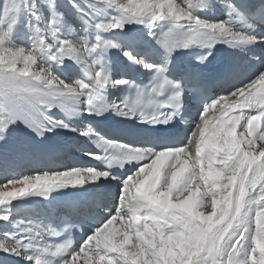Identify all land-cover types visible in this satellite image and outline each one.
<instances>
[{"label":"snow or ice","instance_id":"6c2138e0","mask_svg":"<svg viewBox=\"0 0 264 264\" xmlns=\"http://www.w3.org/2000/svg\"><path fill=\"white\" fill-rule=\"evenodd\" d=\"M67 5L72 17L58 0H0V264H264V54L252 57L259 66L245 80L211 95L210 71L174 62L182 50L199 49L197 65L206 66L218 44L264 47V2ZM213 10L223 18H209ZM131 24L147 30L161 50L158 62L122 46L120 34ZM112 49L140 66L145 81L115 79ZM110 89L123 92L113 98ZM190 97L201 106L189 119ZM107 112L148 125L159 142H125L67 119ZM174 121L187 124L183 136ZM57 130L90 143L78 146L79 162L33 174L12 167L17 149L35 153L33 140ZM105 182L116 183L114 197ZM68 189L84 195L55 226L24 208L31 198L51 202ZM85 228L76 241L74 232Z\"/></svg>","mask_w":264,"mask_h":264},{"label":"bare ground","instance_id":"6f19581e","mask_svg":"<svg viewBox=\"0 0 264 264\" xmlns=\"http://www.w3.org/2000/svg\"><path fill=\"white\" fill-rule=\"evenodd\" d=\"M214 3L218 2V0H213ZM62 7L65 9V11L67 12V14L69 12H72V9L69 6H64L62 5ZM206 15H208L209 18H214V17H219V18H223V14L222 12H220L219 10H213L211 13H206ZM128 33H130L129 37H123L125 35H127ZM120 41L122 46L124 47L127 43L131 44V40H135V45L136 46V50L137 53H142L144 51H142V49H146L149 48L151 52L153 53H157V49L156 48H152L151 44H150V40L148 38H146V36L143 34V32H141L140 27H137V25L135 24H131L128 25L125 29V32L120 34ZM134 42V41H133ZM125 48V47H124ZM115 49H112L109 53V57H112L111 59H118L120 57H122V54H119V50H118V54H115L113 51ZM157 50V51H156ZM142 51V52H141ZM148 53V52H146ZM264 54V50L262 49L260 52V55ZM249 57L252 58V53L248 51V53L246 54ZM153 56H151L149 53L147 54V58L149 59V61H152L150 59H154L152 58ZM124 58V57H123ZM121 59L122 61H124L122 64L125 65L126 64V59ZM155 58L159 59V54L157 53V56H155ZM110 59V60H111ZM71 63V62H68ZM114 72V71H113ZM123 72H124V68H123ZM251 74V73H250ZM246 75V78L250 75ZM115 75V72H114ZM115 78V77H114ZM246 78L241 79V81L245 80ZM239 81V82H241ZM238 82V83H239ZM114 91V93H119L120 89H112ZM56 112H62L61 110L57 109L55 110V115ZM58 117L64 118L65 114L62 112L61 115H57ZM67 119H69L71 122H73L70 118L67 117ZM74 123V122H73ZM78 127H80V125L77 124ZM39 138H37V140H33V143L37 145L39 151H37L36 153H32L29 151H25L23 149H17L16 150V155L14 157V159L11 161L12 164L17 163L18 166L16 168L21 169L23 167L22 164L24 163H32L34 161H36V159H40V158H45L46 160H48L49 158L52 159L54 158H61L64 155L69 156L70 158L73 159H78L79 157H82L81 152L79 151V147L78 146H84V147H88V145L85 144V141L77 136L75 133H70V132H65L63 130H57L55 133H50L48 134L47 138L44 141H38ZM50 147H56L58 150L56 152H50L49 148ZM80 159V158H79ZM16 166V165H15ZM0 178H4L2 175H0ZM107 187L109 188L110 192H112L114 189L115 191H117V187H116V183L112 182L110 184H108L107 182H105ZM28 206L24 204V208H27ZM0 259H4V256L2 254H0ZM13 262L10 260H6L5 264H12Z\"/></svg>","mask_w":264,"mask_h":264},{"label":"rangeland","instance_id":"374dc122","mask_svg":"<svg viewBox=\"0 0 264 264\" xmlns=\"http://www.w3.org/2000/svg\"><path fill=\"white\" fill-rule=\"evenodd\" d=\"M58 2L61 4V6L62 5H64V6H68L67 5V0H58ZM68 15H69V17H72L73 15H74V13H73V11L72 12H69L68 13ZM120 43H121V41H120ZM114 76H116V74L114 75ZM62 113H60V112H56V115H61ZM74 120H76V121H78L79 122V117H72ZM62 158H65V159H68V158H70L69 156H66V155H64L63 157H61V158H55V163H59L60 161H59V159H62ZM41 159V158H40ZM79 159V158H78ZM80 160V159H79ZM39 160L38 159H36V161H34V162H32V163H24V164H22V166H20V167H23V168H21V169H18V168H16L17 166H18V164L17 163H14V164H12V167L13 168H15L16 170H23V169H26V168H28L29 166H32V165H34V164H36L37 162H38ZM68 164V163H67ZM16 165V166H15ZM0 175H2L3 177H4V174L3 173H0ZM4 179V178H3ZM3 179L2 178H0V182H2L3 181ZM115 193H116V191H115V189L111 192V194H112V196L114 197V195H115ZM108 203H112V201L111 200H108L107 201ZM81 264H82V262H81Z\"/></svg>","mask_w":264,"mask_h":264}]
</instances>
